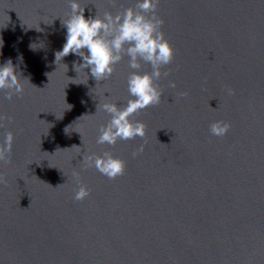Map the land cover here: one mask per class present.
<instances>
[{"label": "water", "instance_id": "95a60500", "mask_svg": "<svg viewBox=\"0 0 264 264\" xmlns=\"http://www.w3.org/2000/svg\"><path fill=\"white\" fill-rule=\"evenodd\" d=\"M77 2L89 18L138 0ZM70 15L69 0H0V66L30 81L11 100L0 90V141L14 134L0 264H264V0H159L170 75L156 82L161 102L131 117L145 137L114 146L97 144L111 118L97 106L124 107L133 70L124 56L97 81L74 53L56 63ZM217 121L231 125L223 137ZM106 151L124 175L86 167Z\"/></svg>", "mask_w": 264, "mask_h": 264}, {"label": "clouds", "instance_id": "9594fccd", "mask_svg": "<svg viewBox=\"0 0 264 264\" xmlns=\"http://www.w3.org/2000/svg\"><path fill=\"white\" fill-rule=\"evenodd\" d=\"M158 4L159 0H138L134 7L122 13L113 15L105 12L101 16L98 11L94 17L86 18L85 8L77 0H69L71 15L62 21L67 29L66 43L62 51L55 53V62L74 53L83 58V64H75V71L79 73L84 68H90L92 77L97 81L111 77L115 66L124 56L128 57L129 68L133 70L127 81L132 99L124 107L111 102L99 103L97 106V112L104 111L111 117L106 126H101L97 144L114 146L119 140L144 138L146 125L141 121H133L131 117L161 102L163 92L156 82L162 76L170 75V72H162L161 69L173 62L175 49L162 31L164 21L157 15ZM144 65H149L151 71H140ZM25 81L30 82L27 78L21 79V74L17 73L11 60L0 66V90L6 91V99L11 100L13 95L22 94ZM169 86L175 88V82H170ZM229 93L234 94L232 90ZM181 95L186 96L187 93ZM3 119L6 117H0V120ZM230 128V123L217 121L210 125V132L213 136L223 137ZM13 141L14 134L10 131L0 141V162L11 163ZM142 151L143 145L133 156ZM83 161L86 167H95L110 180L124 175L126 169V161L107 151L102 156L86 155ZM6 183V178L0 175V184ZM89 194L87 187L81 185L74 199L83 200Z\"/></svg>", "mask_w": 264, "mask_h": 264}]
</instances>
